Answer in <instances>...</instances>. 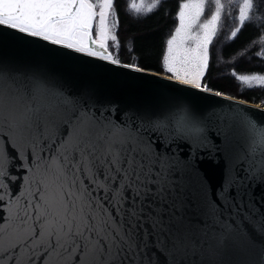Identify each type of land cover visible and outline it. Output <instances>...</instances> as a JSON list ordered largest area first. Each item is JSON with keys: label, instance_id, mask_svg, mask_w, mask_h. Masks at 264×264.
Segmentation results:
<instances>
[{"label": "water", "instance_id": "95a60500", "mask_svg": "<svg viewBox=\"0 0 264 264\" xmlns=\"http://www.w3.org/2000/svg\"><path fill=\"white\" fill-rule=\"evenodd\" d=\"M124 65L132 64H112L0 26V92L20 97L12 114L0 120V225L27 201L35 202L39 181L60 167L82 129L114 138L131 130L174 165L179 187L168 203L179 209L187 237L186 250L174 253L165 234L145 224L142 264H260L264 237L253 225L264 218V168L241 127L249 121L264 127V104ZM37 103L55 107V116L21 134L16 120ZM233 178H243V185L229 189ZM78 179L81 187H91V176L81 173ZM224 225L249 235L254 246L243 252L220 249L214 236ZM6 246L7 241L0 245V264H32L29 250L5 251ZM41 252L33 256L34 264H43ZM51 264H75V259L53 257Z\"/></svg>", "mask_w": 264, "mask_h": 264}, {"label": "snow or ice", "instance_id": "6c2138e0", "mask_svg": "<svg viewBox=\"0 0 264 264\" xmlns=\"http://www.w3.org/2000/svg\"><path fill=\"white\" fill-rule=\"evenodd\" d=\"M113 3L114 0H0V26L119 64L108 49L110 40L118 47ZM158 3L153 0L145 5L144 0H131L129 7L136 12L152 11ZM215 5L211 19L203 23L198 22L205 0H188L180 5V26L167 41L163 58L164 69L171 74L169 79L201 87L199 81L209 63V44L224 7L220 0H215ZM252 7V0H244L239 15L241 24ZM194 28L198 31L193 32ZM124 66L141 71L135 65ZM238 79L264 85V76L242 75ZM203 90L208 91L206 87ZM31 100L35 103L37 97L33 95ZM19 101L14 93L0 92V120L5 119L6 113L11 115ZM42 108L49 110L44 112ZM54 116L55 107L30 104L15 126L21 134L28 133L38 129L42 120ZM241 132L249 139L252 152L260 151V166L264 168V127L249 121L242 125ZM65 151L60 167L39 181L35 202L27 201L14 217L6 218V223L0 225V245L7 241L5 251L29 250L27 260L32 264L33 256L41 249L43 264H51L53 257L74 258L75 264H142L145 224L164 233L165 243L174 253L186 250L187 237L182 217L177 215L179 209L175 203H168L179 187L174 165L140 134L129 130L114 138V133L99 134L93 128H84ZM252 171L250 167L249 172ZM81 173L91 176V187H81ZM237 184L243 185V178H233L228 188ZM95 192L103 195H92ZM223 194L226 199L232 198L227 189ZM169 209L172 212L165 222ZM210 211L214 214V210ZM253 231L264 237V218L253 225ZM10 233L17 234V238L10 239ZM214 239L225 252H243L254 246L249 235L236 233L228 225ZM261 252L260 264H264V245ZM175 264H182V260Z\"/></svg>", "mask_w": 264, "mask_h": 264}, {"label": "trees", "instance_id": "16d2710c", "mask_svg": "<svg viewBox=\"0 0 264 264\" xmlns=\"http://www.w3.org/2000/svg\"><path fill=\"white\" fill-rule=\"evenodd\" d=\"M182 1L184 0H162L150 14L133 20L123 10L125 0H115L122 24V38L130 41L132 52L138 57V65L161 72L160 62L166 47V33L175 23ZM252 3L248 18L241 24L236 35L211 52L206 77L210 89L235 93L233 78L222 72L233 66L232 59L235 61L234 71L264 72V0H252ZM241 97L250 102L264 103V90L243 93Z\"/></svg>", "mask_w": 264, "mask_h": 264}, {"label": "rangeland", "instance_id": "374dc122", "mask_svg": "<svg viewBox=\"0 0 264 264\" xmlns=\"http://www.w3.org/2000/svg\"><path fill=\"white\" fill-rule=\"evenodd\" d=\"M131 0H125L124 3V11L125 13L132 18L133 20L136 19H141L143 17H145L146 15L150 14L155 8H157V6L155 8L152 9V11H147V10H142L140 12H136L135 10L131 9L129 7ZM137 3H139V0H136ZM145 5L147 4H151L153 3V0H144ZM188 2V0H184L181 2V4ZM244 0H220V3L224 6L223 9L221 10L220 13V20L217 22L216 24V32L212 37V42L209 44V63H208V67L204 73V75L202 76V78L200 79L199 83L201 85V87H206L209 88L208 86V81H207V74L210 68V61H211V52L213 50V48H215V50L219 49L221 44H223V42L226 40V42H228V40L233 37L232 33L235 32L237 29H239V27L241 26V22L239 20V15H240V8L243 5ZM159 3H162V0H159ZM158 3V4H159ZM180 4V5H181ZM113 11L115 14V20H116V27L114 29V34L117 37V42H118V47L116 46V42L113 41H108V48H110V51L113 55V57L115 59H118L119 62H123V63H128V64H132V65H138V57L137 55L132 52V48H131V44L130 41H124L121 35V20L119 17V9L115 3H113ZM180 11V7L179 10L177 12L176 18H175V23L173 24V26L171 27V29L169 30L166 37V47L164 50V54L161 58V62H160V66H161V72L167 75H171L169 74L165 69H164V65H163V58L167 53V41L169 39L172 38V36L175 34V30L176 28H178L180 26V21H179V17H178V13ZM216 11V5H215V0H205V7H204V11L200 17V20L198 23H203L206 20L211 19L212 14ZM249 14V12H248ZM112 19V16L110 15V20ZM198 31V29H193V32ZM237 33V32H236ZM130 53V55H125L126 53ZM221 63V62H220ZM219 64V61L218 63ZM231 64L233 66H235V61L232 59L231 60ZM140 66V65H138ZM233 66H229L227 70H222V72L229 74L233 80H234V84H235V93H231L229 91H222L224 92V94H229L235 97H241V94L243 93H249L250 91H258V92H263L264 90V85L258 84L255 81H253L251 84L245 83L241 80L238 79L239 76H264V72H260V71H252L249 73H245V72H240V71H234L235 68H233ZM221 72V73H222ZM244 99V98H243ZM264 101V100H263ZM262 104H264L263 102H260Z\"/></svg>", "mask_w": 264, "mask_h": 264}, {"label": "flooded vegetation", "instance_id": "af4514ba", "mask_svg": "<svg viewBox=\"0 0 264 264\" xmlns=\"http://www.w3.org/2000/svg\"><path fill=\"white\" fill-rule=\"evenodd\" d=\"M93 35H95V32L93 33ZM110 50V48H108ZM111 52V51H110Z\"/></svg>", "mask_w": 264, "mask_h": 264}]
</instances>
